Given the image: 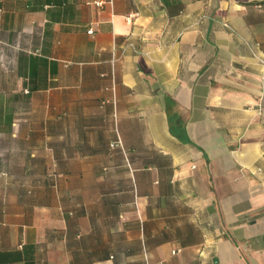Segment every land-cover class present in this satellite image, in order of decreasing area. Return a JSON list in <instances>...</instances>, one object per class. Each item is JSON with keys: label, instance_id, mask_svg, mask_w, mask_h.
<instances>
[{"label": "crops", "instance_id": "obj_1", "mask_svg": "<svg viewBox=\"0 0 264 264\" xmlns=\"http://www.w3.org/2000/svg\"><path fill=\"white\" fill-rule=\"evenodd\" d=\"M94 1L0 0V264H264V0Z\"/></svg>", "mask_w": 264, "mask_h": 264}, {"label": "built area", "instance_id": "obj_2", "mask_svg": "<svg viewBox=\"0 0 264 264\" xmlns=\"http://www.w3.org/2000/svg\"><path fill=\"white\" fill-rule=\"evenodd\" d=\"M112 2V0H95L94 1V4L97 6V7H101L103 4H105V3H111ZM87 33H92V29L91 28H89L88 30H87ZM259 61L261 62V64L263 65V67H264V60L262 59V58H260L259 59ZM145 264H148V262H146Z\"/></svg>", "mask_w": 264, "mask_h": 264}]
</instances>
